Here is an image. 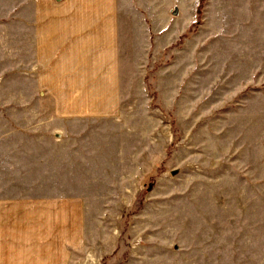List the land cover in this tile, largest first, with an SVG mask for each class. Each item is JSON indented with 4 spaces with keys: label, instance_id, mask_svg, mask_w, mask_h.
I'll return each mask as SVG.
<instances>
[{
    "label": "rangeland",
    "instance_id": "obj_1",
    "mask_svg": "<svg viewBox=\"0 0 264 264\" xmlns=\"http://www.w3.org/2000/svg\"><path fill=\"white\" fill-rule=\"evenodd\" d=\"M20 1L0 0V211L27 244L68 205L94 244L69 264H264V0H117L119 109L70 138L19 105Z\"/></svg>",
    "mask_w": 264,
    "mask_h": 264
},
{
    "label": "crops",
    "instance_id": "obj_2",
    "mask_svg": "<svg viewBox=\"0 0 264 264\" xmlns=\"http://www.w3.org/2000/svg\"><path fill=\"white\" fill-rule=\"evenodd\" d=\"M28 1L24 8L21 1L16 3L14 9L15 50L25 58L19 62V69L18 62L15 65V82L21 90L22 84L29 83L32 93L29 101L19 98V105L40 107L43 100L49 103L46 122L64 124L62 134L68 138L75 134L66 124L95 122L117 114V0ZM53 135L44 137L52 139ZM43 207L35 220L31 216L35 233L30 231L29 244L22 219L7 222L10 216L0 211V264H69L64 252L73 249L86 256L87 251H94V244L89 247L86 243L74 206L54 210L47 209L53 206L46 204ZM23 250H28V255Z\"/></svg>",
    "mask_w": 264,
    "mask_h": 264
}]
</instances>
